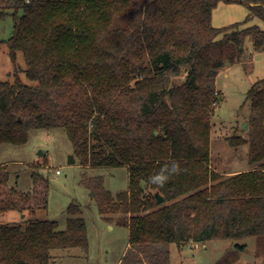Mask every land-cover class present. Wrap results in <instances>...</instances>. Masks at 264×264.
<instances>
[{"label": "trees", "instance_id": "1", "mask_svg": "<svg viewBox=\"0 0 264 264\" xmlns=\"http://www.w3.org/2000/svg\"><path fill=\"white\" fill-rule=\"evenodd\" d=\"M221 1L244 3L264 21V0H0V21L12 19L9 53L22 52L31 82L0 81V142L21 145L31 128L63 127L83 167L125 166L124 192L113 195L100 176L82 183L106 220L128 228L129 249L255 237L264 256V79L249 91L254 168L222 177L210 167L216 76L241 60L248 35L264 49V30L212 25ZM172 162L181 171L162 188L152 184ZM6 166L0 216L23 218L0 221V264H51L53 250L86 249L79 208L68 206L62 230L36 218L47 180L34 172L31 190L18 191ZM127 254L121 264H141ZM169 254L151 264H169ZM216 264L231 263L226 255Z\"/></svg>", "mask_w": 264, "mask_h": 264}, {"label": "rangeland", "instance_id": "2", "mask_svg": "<svg viewBox=\"0 0 264 264\" xmlns=\"http://www.w3.org/2000/svg\"><path fill=\"white\" fill-rule=\"evenodd\" d=\"M211 23L216 28L241 23L243 29L255 26L264 30V21L251 15L249 6L241 2H219L212 11ZM11 34L12 19L7 17L0 21V81H13L17 74L22 82L30 84L22 52L17 51L14 60L9 53L6 42ZM263 79L264 49L255 48L253 37L248 35L241 60L221 69L215 79L218 100L211 119L210 167L222 177L254 168L250 163L247 132L252 106L249 91ZM233 137H242L246 142L232 146L228 138ZM71 154H74L73 145L63 127L31 128L21 145L0 142V165H7L11 186L18 191H30L34 172L47 180L46 208L38 210L36 218L55 221L62 230L69 217L68 206L76 205L84 219L87 248L53 250L51 264H121L127 251V256L134 257L138 263L151 264L163 261L168 250L169 264H216L226 255L231 264H264V256L257 253L255 237L213 239L188 244L180 250L174 244L129 249L128 228L117 224L115 216L112 221L106 220L82 183L85 176H100L104 187L116 195L128 189L127 168L83 167L75 156V162L70 164ZM41 156L46 157L47 165L37 170L30 168L28 164ZM22 218V214L9 211L0 216V221L18 222Z\"/></svg>", "mask_w": 264, "mask_h": 264}, {"label": "clouds", "instance_id": "3", "mask_svg": "<svg viewBox=\"0 0 264 264\" xmlns=\"http://www.w3.org/2000/svg\"><path fill=\"white\" fill-rule=\"evenodd\" d=\"M180 171L181 168L179 164L177 162H172L170 165H166L156 174L150 176L149 180L152 184L162 188L173 174H178Z\"/></svg>", "mask_w": 264, "mask_h": 264}, {"label": "water", "instance_id": "4", "mask_svg": "<svg viewBox=\"0 0 264 264\" xmlns=\"http://www.w3.org/2000/svg\"><path fill=\"white\" fill-rule=\"evenodd\" d=\"M246 124L247 123H245L244 126H246ZM74 162H75L74 154L69 155V157H68V163L71 164V163H74ZM143 186H144V182H141V187H143ZM154 197H155L156 202L158 204H162L164 202V198L160 194L155 193Z\"/></svg>", "mask_w": 264, "mask_h": 264}, {"label": "crops", "instance_id": "5", "mask_svg": "<svg viewBox=\"0 0 264 264\" xmlns=\"http://www.w3.org/2000/svg\"><path fill=\"white\" fill-rule=\"evenodd\" d=\"M119 264H120V262H119Z\"/></svg>", "mask_w": 264, "mask_h": 264}, {"label": "built area", "instance_id": "6", "mask_svg": "<svg viewBox=\"0 0 264 264\" xmlns=\"http://www.w3.org/2000/svg\"><path fill=\"white\" fill-rule=\"evenodd\" d=\"M58 172V171H57Z\"/></svg>", "mask_w": 264, "mask_h": 264}]
</instances>
